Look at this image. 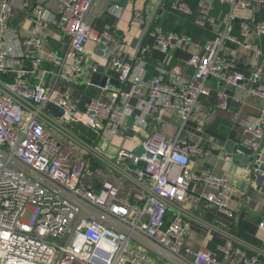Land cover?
Wrapping results in <instances>:
<instances>
[{"label": "built area", "instance_id": "built-area-1", "mask_svg": "<svg viewBox=\"0 0 264 264\" xmlns=\"http://www.w3.org/2000/svg\"><path fill=\"white\" fill-rule=\"evenodd\" d=\"M18 1L0 0V149L191 264H264L263 248L200 214L206 208L235 218L233 204L243 193L227 177L193 170L195 157L212 154L204 100L215 95L217 109L227 112L237 88L264 106V0H141V8L139 0H113L109 19L133 8L139 36L132 45L113 24L89 23L96 0H59L57 10ZM17 9L30 17L26 35L11 25ZM172 13L184 18L178 26L192 22L214 38L194 42L167 30L162 19ZM51 27L62 36L60 50L47 43ZM94 56L100 61L91 62ZM99 67L108 77L104 87L93 84ZM168 119L177 123L170 136L163 133ZM238 125L252 172L263 180L264 107ZM103 139L133 148L109 158L98 148ZM104 176L124 187L100 181ZM78 214L0 161V264H58L62 252L60 264L158 263L96 221L79 227L65 247ZM196 226L220 237L214 252L189 244Z\"/></svg>", "mask_w": 264, "mask_h": 264}, {"label": "crops", "instance_id": "crops-1", "mask_svg": "<svg viewBox=\"0 0 264 264\" xmlns=\"http://www.w3.org/2000/svg\"><path fill=\"white\" fill-rule=\"evenodd\" d=\"M34 4H39L47 9L57 10L59 5V0H28ZM113 0H96L88 21L91 25L101 26L105 23H111L118 30L120 34L126 38L127 42L131 45L137 40L139 36L138 25L132 24V7H127L120 19H109L107 16V10L112 5ZM20 0L17 3L19 5ZM145 6V2L139 0L136 3L135 8H141ZM12 26H14L21 35H26L27 30L31 25L30 17L19 9L15 11L14 18L12 20ZM61 34L51 27L48 33L47 43L50 48L54 50H60L61 47ZM94 46L90 44L89 51H93ZM92 58V57H91ZM160 55L155 53V60H158ZM100 61L99 58L95 56L91 59V62ZM150 77L154 76V65L151 64L149 67ZM216 86V84H213ZM248 89H251V84L246 85ZM217 90L216 88H214ZM231 102L229 105V110L227 112L219 111L216 104L212 102V97L204 100V114H205V124L206 130L204 132V137L207 142L211 141L212 154L209 156H199L195 157V164L193 170H208L217 177H227L232 181V183L243 193V195L236 196V201L233 204V208L236 211L237 217L227 219L224 216L216 212H209L206 208L200 211V214L205 216L207 220L215 223H222L226 225L229 230H233L240 222L239 236L249 245H252L256 249H264V228H260L261 223L264 222V179L259 180L252 172V164L248 169L243 168L238 165L234 159H227L226 145L227 142L233 141L236 144H240L242 139V131L238 125L239 117H244L248 120H255L259 117L260 111L263 109V102L259 99L250 97L248 90H240L237 88H231L230 90ZM240 114V116H239ZM222 118V119H221ZM164 134L170 136L175 133L177 128V123L169 122L167 120ZM223 121V125H226L224 130L227 133V137L223 141H219L218 138L214 137L210 133L213 124H219ZM193 127H196L193 125ZM215 127V126H214ZM126 141V140H125ZM122 139H116L112 143L105 144L104 150L111 155L118 153L119 149L126 148V142ZM129 148H133L131 143H127ZM264 160V158H263ZM264 168V166H262ZM112 180L118 185L124 187L122 182L117 179L116 176H104L102 180ZM189 244L194 247V249H199L201 247L208 248L211 252H214L217 245H220L221 239L218 236L213 238L207 234V232L196 226L189 238Z\"/></svg>", "mask_w": 264, "mask_h": 264}, {"label": "water", "instance_id": "water-1", "mask_svg": "<svg viewBox=\"0 0 264 264\" xmlns=\"http://www.w3.org/2000/svg\"><path fill=\"white\" fill-rule=\"evenodd\" d=\"M103 73H104V68L99 67L98 73L93 78V84L100 85L102 87L106 85L108 81V77L102 76ZM111 82L113 84L118 85V82L115 80H111ZM226 152L229 156L231 155L233 157L234 161H236L238 165L242 166L245 169H248V167L252 162L251 151L240 144L234 143L233 141L229 140V142H227ZM141 153L142 151L141 149H139V151L136 152V155H140ZM0 161L8 164L16 171L24 174L29 179L37 182L41 186L45 187L54 194L65 199L67 202L73 204L79 209L78 217L71 229L65 247H67L71 243L79 227H81L85 222L96 221L109 230H112L116 233L129 237L136 244L144 247L150 254H153L157 258L162 259L167 264H191L188 261L184 260L183 258L169 252L163 246L158 245L157 243H155L154 241H152L150 238L143 235L142 233L140 234L130 226L117 220L115 217L111 216L110 214L104 212L99 208H96L95 206L75 196L74 194H72L62 186L58 185L48 177L44 176L40 172L36 171L32 167L26 165L24 162L11 156L8 152L1 149H0ZM62 257H63V252L59 256L58 264H60Z\"/></svg>", "mask_w": 264, "mask_h": 264}, {"label": "trees", "instance_id": "trees-1", "mask_svg": "<svg viewBox=\"0 0 264 264\" xmlns=\"http://www.w3.org/2000/svg\"><path fill=\"white\" fill-rule=\"evenodd\" d=\"M162 24L167 30L170 31L172 30V29H168L170 27H167L165 22H162ZM173 25H175L176 27L178 26L176 21H173ZM178 28L182 30L181 32L178 33L187 34L190 37V39H192L194 42L209 41L210 39L214 38V35L211 30L201 29L195 26L192 22H184V26L182 27L178 26ZM212 102L215 103V95L212 96ZM82 135L84 138L90 140H93L95 138L93 133L82 132ZM240 226H241V222L236 227H234L233 231L238 234L240 230Z\"/></svg>", "mask_w": 264, "mask_h": 264}, {"label": "rangeland", "instance_id": "rangeland-1", "mask_svg": "<svg viewBox=\"0 0 264 264\" xmlns=\"http://www.w3.org/2000/svg\"><path fill=\"white\" fill-rule=\"evenodd\" d=\"M165 19H162L163 22L166 23V26L167 27H170L168 29H172L171 31H177V32H181L182 30L180 28H178V26L176 27L175 25H173V21H176L177 19H180L181 21L184 20V18L181 16V15H178V14H175V13H172L171 15H167L166 17H164ZM172 25V26H171ZM222 119V118H221ZM219 124H222L223 125V121H220ZM214 126L211 128L210 130V133H212V135L216 138L219 139V141H223V139L225 137H227V133L224 131L227 127L226 125H223L222 127L218 126L217 124H213ZM126 142V141H125ZM105 144H107V141L106 140H102L101 143L99 144L98 148L103 151V152H106L104 150V147L106 146ZM126 146L127 147H130L128 146V144L126 143ZM114 155H111L109 154V158H112ZM251 167V166H250ZM157 264H167L165 261H163L162 259H159L158 260V263Z\"/></svg>", "mask_w": 264, "mask_h": 264}]
</instances>
